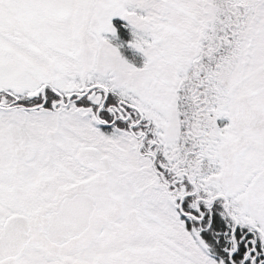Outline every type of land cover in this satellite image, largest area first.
<instances>
[{"label":"snow or ice","instance_id":"obj_1","mask_svg":"<svg viewBox=\"0 0 264 264\" xmlns=\"http://www.w3.org/2000/svg\"><path fill=\"white\" fill-rule=\"evenodd\" d=\"M0 264H264V0H0Z\"/></svg>","mask_w":264,"mask_h":264}]
</instances>
